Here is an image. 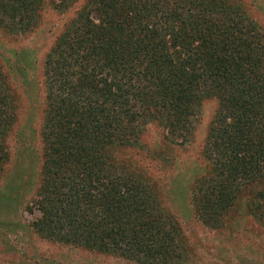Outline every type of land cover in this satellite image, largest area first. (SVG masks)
I'll return each mask as SVG.
<instances>
[{
  "label": "trees",
  "instance_id": "1",
  "mask_svg": "<svg viewBox=\"0 0 264 264\" xmlns=\"http://www.w3.org/2000/svg\"><path fill=\"white\" fill-rule=\"evenodd\" d=\"M75 0H51L65 9ZM42 0H0V27L22 33ZM40 168L26 211L39 238L135 264H182L181 230L148 181L119 162L156 123L186 143L203 98L216 108L203 145L207 171L190 191L216 228L247 195L264 227V27L242 0H86L42 63ZM0 66V161L17 112ZM51 263H55L50 258Z\"/></svg>",
  "mask_w": 264,
  "mask_h": 264
},
{
  "label": "rangeland",
  "instance_id": "2",
  "mask_svg": "<svg viewBox=\"0 0 264 264\" xmlns=\"http://www.w3.org/2000/svg\"><path fill=\"white\" fill-rule=\"evenodd\" d=\"M86 0L57 9L42 0L36 23L22 33L0 27V66L17 116L0 161V264H135L117 256L74 248L39 238L28 226L37 210L26 204L39 181V124L42 111V63L64 25ZM248 14L264 27V0H242ZM216 101L203 98L190 138L176 144L164 138L156 123L147 125L136 145L117 147L115 158L144 177L162 208L177 222L186 255L182 264H264V227L247 211L241 195L219 227L203 225L190 204L193 181L207 171L203 145ZM50 258L55 263H51Z\"/></svg>",
  "mask_w": 264,
  "mask_h": 264
}]
</instances>
